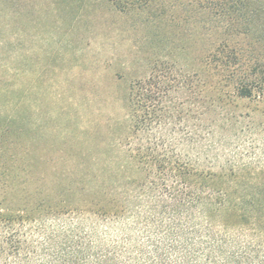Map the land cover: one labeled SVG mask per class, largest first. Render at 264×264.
<instances>
[{"label": "trees", "instance_id": "16d2710c", "mask_svg": "<svg viewBox=\"0 0 264 264\" xmlns=\"http://www.w3.org/2000/svg\"><path fill=\"white\" fill-rule=\"evenodd\" d=\"M110 1L194 62L149 53L98 157L39 163L0 121V264H264V0Z\"/></svg>", "mask_w": 264, "mask_h": 264}, {"label": "rangeland", "instance_id": "374dc122", "mask_svg": "<svg viewBox=\"0 0 264 264\" xmlns=\"http://www.w3.org/2000/svg\"><path fill=\"white\" fill-rule=\"evenodd\" d=\"M144 16L110 0H0V121L15 120L34 161L64 162L70 148L98 157L128 135L133 77L149 53L173 46L153 45L158 31ZM189 50L172 58L189 68ZM239 103L242 113L252 106Z\"/></svg>", "mask_w": 264, "mask_h": 264}]
</instances>
